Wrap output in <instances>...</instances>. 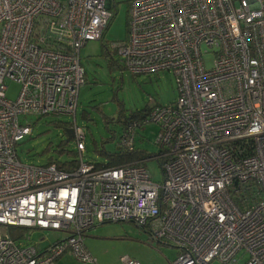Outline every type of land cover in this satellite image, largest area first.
<instances>
[{
    "label": "built area",
    "instance_id": "obj_1",
    "mask_svg": "<svg viewBox=\"0 0 264 264\" xmlns=\"http://www.w3.org/2000/svg\"><path fill=\"white\" fill-rule=\"evenodd\" d=\"M107 1L0 0V264L66 254L95 264L84 242L104 223L144 229L177 251L171 264H264V0H131L127 39L111 49L133 76L171 73L177 99L126 124L117 149L136 151L137 129L157 125L161 183L143 165L149 157L83 160L80 51L102 40ZM6 81L20 87L14 101ZM20 116L71 117L76 168L22 164L16 146L32 128ZM2 227L25 233L13 239ZM30 230L65 237L39 251Z\"/></svg>",
    "mask_w": 264,
    "mask_h": 264
},
{
    "label": "rangeland",
    "instance_id": "obj_2",
    "mask_svg": "<svg viewBox=\"0 0 264 264\" xmlns=\"http://www.w3.org/2000/svg\"><path fill=\"white\" fill-rule=\"evenodd\" d=\"M130 2L131 0H110L112 17L102 40L88 42L80 51V66L84 71L85 82L78 93L76 122L85 131V151L82 155L85 162L105 163V157L94 150V144L102 146L105 152L117 150L118 139L123 130L122 123L118 121L120 112L128 116L154 106H167L177 99L176 81L171 73L133 76L111 49L127 39ZM212 61V55L203 56L206 69L212 67ZM5 85L6 98L14 101L20 90L19 85L13 81H6ZM83 112L88 114L89 121L81 116ZM19 122L32 128V135L25 137L16 146L17 156L22 164L44 165L49 159L64 163L78 158L74 140L66 142L63 130L55 124L69 123L71 117L20 116ZM157 133L158 127L153 123L137 129L135 150L150 158L143 165L152 182L161 183L162 161L155 158L159 153L155 145ZM61 141H64L63 147L59 145ZM49 145L50 150L45 152ZM1 230L10 233L12 229L2 227ZM29 233L30 242L39 251L65 237L64 233L55 231L30 230ZM84 244L96 259V264H120L119 260L124 256L137 260L139 264H171L176 257L174 248L164 242L151 241L144 229L132 223L99 225L86 234ZM67 264L92 263H82L70 258ZM210 264L222 263L214 260Z\"/></svg>",
    "mask_w": 264,
    "mask_h": 264
},
{
    "label": "trees",
    "instance_id": "obj_3",
    "mask_svg": "<svg viewBox=\"0 0 264 264\" xmlns=\"http://www.w3.org/2000/svg\"><path fill=\"white\" fill-rule=\"evenodd\" d=\"M109 25V24H108ZM107 29V28H106ZM148 109H144L141 111H137L134 113H130L128 116H124L122 112H120V117L118 118V121L122 123L123 127L128 124L129 122H132L134 120L143 119L147 114ZM86 121H89L90 118L86 112H83L81 115ZM113 121V120H112ZM105 122H107L105 120ZM57 127L61 128L64 132V135L67 137L66 131L69 129L67 123H55ZM112 139V138H111ZM61 147L64 145V141H61L59 144ZM50 150V145L46 147L45 152ZM94 150L105 157V163L103 164H97V167H119V166H125V165H131L134 164V162L141 160L143 158H146L143 154V152L140 151H134V152H127L122 149H117L115 152H105L102 146L98 147L97 144H94ZM60 153H63V150L60 151ZM55 163L57 165V168L62 171H70L76 168L77 161L71 160L69 162L64 163H58L54 162L53 160L49 159L48 164ZM10 236L13 239H19L23 236L25 233V230L16 229V228H10Z\"/></svg>",
    "mask_w": 264,
    "mask_h": 264
},
{
    "label": "crops",
    "instance_id": "obj_4",
    "mask_svg": "<svg viewBox=\"0 0 264 264\" xmlns=\"http://www.w3.org/2000/svg\"><path fill=\"white\" fill-rule=\"evenodd\" d=\"M176 253H177V251H176ZM70 258H73V257L66 254V255L62 256L60 259H58L55 264H67V262L70 260ZM96 263H97V261L95 262V264Z\"/></svg>",
    "mask_w": 264,
    "mask_h": 264
},
{
    "label": "water",
    "instance_id": "obj_5",
    "mask_svg": "<svg viewBox=\"0 0 264 264\" xmlns=\"http://www.w3.org/2000/svg\"><path fill=\"white\" fill-rule=\"evenodd\" d=\"M107 4H108V5L110 4V0L107 1ZM66 133H67L66 142H69V141L71 140V138H72V130H71V129H68V130L66 131Z\"/></svg>",
    "mask_w": 264,
    "mask_h": 264
}]
</instances>
